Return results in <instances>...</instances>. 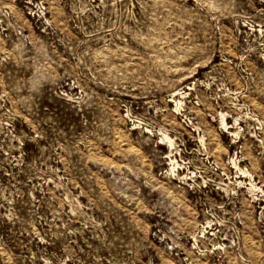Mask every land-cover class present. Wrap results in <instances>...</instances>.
Masks as SVG:
<instances>
[{"label": "rangeland", "instance_id": "rangeland-1", "mask_svg": "<svg viewBox=\"0 0 264 264\" xmlns=\"http://www.w3.org/2000/svg\"><path fill=\"white\" fill-rule=\"evenodd\" d=\"M0 264H264V0H0Z\"/></svg>", "mask_w": 264, "mask_h": 264}, {"label": "bare ground", "instance_id": "bare-ground-1", "mask_svg": "<svg viewBox=\"0 0 264 264\" xmlns=\"http://www.w3.org/2000/svg\"><path fill=\"white\" fill-rule=\"evenodd\" d=\"M221 124L223 126H226L227 125V119H225V116L222 117Z\"/></svg>", "mask_w": 264, "mask_h": 264}]
</instances>
